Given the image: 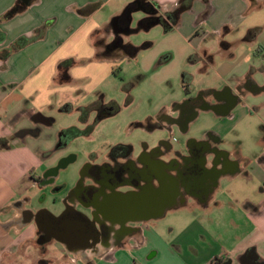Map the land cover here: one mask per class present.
<instances>
[{
	"label": "crops",
	"instance_id": "crops-1",
	"mask_svg": "<svg viewBox=\"0 0 264 264\" xmlns=\"http://www.w3.org/2000/svg\"><path fill=\"white\" fill-rule=\"evenodd\" d=\"M15 1L0 0V139L4 140L0 144V264H25L18 259L22 256L15 255L24 246L28 249L32 241L39 244L35 222L19 223L15 204L24 199L18 196V188L24 185L22 180L28 181L30 188L28 175L36 172V166L46 167L65 152L61 146L53 147L55 133L43 129L54 121L45 111L67 114L77 111L81 122L87 114L88 119L93 116L88 112L92 103L114 102L118 106L116 99L105 102L109 99L106 85H114L118 92L127 90L126 82L115 81V69L124 70L120 63L131 58L120 44L133 45L126 37L130 32L124 18L130 12L131 28L135 11L143 14L138 16V22L147 16L142 7L147 2L157 9L165 24L144 29L161 25L164 33L177 32L189 48L193 63L200 64L198 85L203 86L197 90L188 86V93L207 92L204 101L209 105L223 102L219 97L223 90L234 98L224 111L206 106L194 115L196 118L200 111H213L216 117L206 128L211 134L204 132L194 141L207 136H216L221 141L218 148L224 152L225 168L218 176L217 192L203 200L191 197L175 209L182 210L184 216L190 215L186 223L177 225L176 234L172 233L176 225L166 231L159 217L143 223L122 245L111 246L99 257L87 253V259L72 255L54 239L53 248H57L58 256L38 257V264H64L58 260L60 257H65V264H193L199 261V251L206 248L211 253L202 264L225 258L231 264H264V249L261 253L258 247L264 243V139L251 149L225 146L228 133L248 116L259 117L264 127V0H190L179 11L177 8L184 0H32L21 12L5 17ZM91 5L95 9L86 13L85 8ZM255 27L259 28L258 33L246 39L248 31ZM116 39L121 43L111 46ZM171 39L164 41V51L172 49ZM165 55L160 56L158 63L172 57L170 52ZM157 57L158 52H153L151 60H143L141 68H149ZM22 100L27 108H20ZM175 114L172 106H163L150 116L151 124L163 119V115ZM24 116L28 123L10 128V120ZM148 127L147 122L142 123L141 128ZM70 128L65 126L63 132ZM30 137L37 141L32 144ZM36 145L50 152L38 163L32 154ZM253 181L262 193L257 202L251 199L249 190ZM11 205L9 215L7 208ZM225 208L240 212L253 224L248 243L240 242L231 248L215 246L216 230L206 222ZM193 228L199 234L191 233ZM182 233L190 235L186 242ZM244 256H249L247 261Z\"/></svg>",
	"mask_w": 264,
	"mask_h": 264
},
{
	"label": "flooded vegetation",
	"instance_id": "flooded-vegetation-1",
	"mask_svg": "<svg viewBox=\"0 0 264 264\" xmlns=\"http://www.w3.org/2000/svg\"><path fill=\"white\" fill-rule=\"evenodd\" d=\"M125 29L126 26H123L122 30ZM118 43H121L120 39L113 41L111 46ZM187 94L185 99L172 106L176 110L174 116L163 115V119L157 120L154 124H151V118H146L149 132L158 130L167 136L142 142L139 146L135 140L115 142L103 155L89 151L81 173L73 180L72 185L69 188H64V185L54 187L55 191L62 189L64 191L61 200L64 218L59 227H63L64 220H68L72 230L79 233L77 236L81 233L89 234L95 241L94 245L86 249H79L77 248L79 245H75L72 247L73 252L69 253L84 259L88 258L87 253L93 257L102 256L111 246L122 245L128 236L135 235L145 223L138 219L152 215L156 208L166 209L161 216L163 217L186 204L191 197L203 200L217 192L218 176L225 168L224 152L218 148L221 144L220 139L216 136H207L199 141L190 138L185 145H181L173 133L176 128L180 134L186 133L188 124L195 119L194 115L199 108L210 106L224 111L233 104L234 98L223 90L219 93L223 102L209 105L204 101L208 96L207 92ZM127 102L130 103L131 98ZM116 111H118L116 103H92L88 106V112H92L93 116L88 119L87 114L82 119L81 122L86 124V128L78 130L79 135L89 137L102 119ZM38 119L50 122L47 119L39 117ZM141 126L142 122L131 120L130 133ZM70 132L71 129L63 132L61 138L65 137L69 142ZM65 139L62 140L65 144L59 145L63 150L66 147ZM3 142L4 140L0 139V144ZM178 144L182 147H178ZM75 160L74 153L63 152L50 165L28 175L31 187L42 189L53 185L59 169L65 168ZM31 203L30 199L25 197L15 204L18 222L25 223L32 215L30 221L36 224L38 245L43 248L45 244L54 241L48 234L50 221L44 212L48 209L43 207L32 209ZM22 205L26 207L21 208ZM112 214L121 215L129 221L119 224ZM77 244H80L79 240ZM248 257L243 258L247 261ZM211 264H231V260L225 258Z\"/></svg>",
	"mask_w": 264,
	"mask_h": 264
},
{
	"label": "rangeland",
	"instance_id": "rangeland-1",
	"mask_svg": "<svg viewBox=\"0 0 264 264\" xmlns=\"http://www.w3.org/2000/svg\"><path fill=\"white\" fill-rule=\"evenodd\" d=\"M133 15L134 20L131 25L132 31L127 34V39L135 46L146 41L151 42V46L147 49L139 50L134 57L126 58L121 62L120 67L124 70L119 71L118 68L115 69L117 72L116 83L122 79L123 82L128 84L124 85L127 90L118 92L114 89V85H106L109 91L106 98L109 99L105 102L116 99L115 101L119 106V110L113 115L102 119L95 126L90 136L85 137L78 133V130L81 131L85 126L84 123L79 122V113L77 111L67 114L59 113L56 110L45 111L44 109V111L48 112L47 114H50L54 120L49 127H43V129L55 133V135H52L54 138L53 147L55 149H57L59 145L65 144L64 141H62L65 137L61 138L65 126L68 125L71 127V132L69 134L71 138L69 142L65 139L66 147L64 149L65 153H74L76 155V160L70 162L65 168L59 169L58 175L51 186L40 189L37 187L35 188L34 186L31 187L30 185V188H28V181L22 180L24 181V185L20 187V190L18 188V196L20 198L30 197L32 202L30 206L32 209L43 207L55 215L61 213V200L64 191L63 189L60 191H55L53 189L54 187L62 185H64V188H69L70 185H72L73 180L80 175L89 151H95L98 154L103 155L107 152L109 146L115 142L135 140L137 146H139L142 142L150 140L154 141L160 137L167 136L162 131L155 130L154 132H149L141 127L133 129L130 133L129 122L134 120L141 121L145 124V122H147L146 118H151L150 116L163 108V106L170 108L175 103L185 99L188 96V86L190 88H195V90L203 86L198 85L201 79V74L197 72V69L200 64L193 63V59L190 58L191 55H188L189 53L187 50H189V48H187L185 42H182L179 39L177 32L171 31L164 33L161 25H154L148 29H141L138 25V16H143L142 12L135 11ZM168 37L169 39L165 40ZM170 39L173 47L170 51H164V41H170ZM153 52H158L157 59H155L154 62H150L149 68H141L143 62L151 60V54ZM167 52L172 54L171 59L166 62L158 63V61H160V56H166L165 54ZM219 60L220 58L217 56L216 61L219 62ZM130 98L131 102L127 103V100ZM20 108H27V105L23 100L21 101ZM4 120L5 119H1V122L7 123ZM215 120L216 117L213 111H200L196 118L188 124V130L186 133L180 134L176 128L173 136H175L177 142L181 143V145H185L190 138H198L199 135L207 132L206 128L208 125L213 124ZM28 122L27 117L24 116L21 119H16V121L10 120L9 124L12 129V126L17 127ZM45 135L46 132L42 135V139ZM30 139L33 140L32 144L37 141L31 137ZM263 139L264 127L261 119L255 116H248V118L242 121L237 128L228 133L225 139V146L233 149L238 148L240 150L251 149L258 147L257 141ZM177 142L175 141V146ZM32 150H34L32 154L37 160V163L43 160V158L48 157L50 154L49 151L40 145L32 147ZM44 167V165H37L35 171L39 172ZM249 190L252 195L251 199L254 202L261 199L262 193L258 192L259 186L257 182L253 181L250 183ZM223 199L224 201L226 200V198ZM12 207L13 205L7 208L9 215L12 211ZM230 209L231 208L222 209L218 214L212 216L210 221L206 222L210 223L209 227L212 230H216L217 239L215 240V246L231 248L240 242L244 245L250 241L249 237H251V235H248V233L253 230V224L240 212ZM187 216L190 218V215L185 214L184 216L182 210H174L162 217L160 221L166 231L170 227L176 225L172 229V233L176 234L177 231H179L177 230V225L186 223L188 221ZM214 220L217 221V225H213ZM196 227L199 228V226ZM191 233L199 234V231L193 228ZM182 234L184 235L185 233ZM189 236L190 235H186L183 241L186 242ZM262 244L264 243L258 245L261 253L262 249H264V245ZM53 245L54 243L52 242L45 244L43 249L35 241H32L28 249H26L27 246L20 248L15 257L22 256V258L18 259H22L25 264H38V257L55 255L56 258L58 256V251H56L57 248H53ZM248 247L251 246L248 245ZM210 253L211 251L207 248L200 250L198 256L199 261L197 263L190 262L193 264H202L208 258ZM58 260L62 261L64 264L67 263L65 257H60Z\"/></svg>",
	"mask_w": 264,
	"mask_h": 264
},
{
	"label": "water",
	"instance_id": "water-1",
	"mask_svg": "<svg viewBox=\"0 0 264 264\" xmlns=\"http://www.w3.org/2000/svg\"><path fill=\"white\" fill-rule=\"evenodd\" d=\"M126 22H127V31L131 32L132 29L129 28L131 22L130 12H127ZM126 203L128 204L129 202ZM165 210L166 209L162 207L156 208L155 212L152 215L141 217L140 219H138V221L147 222L149 219H157L163 215ZM44 212L49 216V221H50L48 222L50 225V231L48 233L49 237L61 243L68 252H73L72 247L75 245H79L77 246V248L79 249H86L95 244V241L89 234L81 233V235H79L80 237L77 236L79 233H76L74 232V230H72V226L68 222V220H64L65 225H63V227L61 226V228L59 227L60 223L63 222L62 219L64 218V212H61L58 215L53 214L49 210H46ZM112 217H114L116 219V222H118L119 224H125L126 222L129 221L128 218H123L121 217V215L118 214H112ZM31 218L32 215L27 221H30ZM78 240L80 244H77Z\"/></svg>",
	"mask_w": 264,
	"mask_h": 264
},
{
	"label": "trees",
	"instance_id": "trees-1",
	"mask_svg": "<svg viewBox=\"0 0 264 264\" xmlns=\"http://www.w3.org/2000/svg\"><path fill=\"white\" fill-rule=\"evenodd\" d=\"M32 0H16L14 2V4L8 9V11L5 13V17H10L18 12H21L22 10L25 9V7L31 2ZM188 1L190 0H184L180 6L177 8V10H182L183 8L186 7ZM142 7L144 8V12L147 14L146 17L142 18L139 22H138V25L141 29H144V28H147L153 24H157V23H160V24H165L164 23V19L162 18L161 15H158L157 14V9L155 7H153L149 2L147 3H144L142 5ZM95 9V5H91V6H88L87 8H85V12L86 13H90L92 12L93 10ZM130 9V8H128ZM166 28V27H165ZM259 31V28L258 27H255L251 30L248 31V33L246 34V39H250L252 38L253 36H255ZM150 46V42L146 41V42H143L140 47H136V46H133V45H128L126 44L123 48H124V51L126 53V55L128 57H132V56H135L136 53L138 52V50L140 48H147ZM128 101V100H127ZM114 103V102H113Z\"/></svg>",
	"mask_w": 264,
	"mask_h": 264
}]
</instances>
